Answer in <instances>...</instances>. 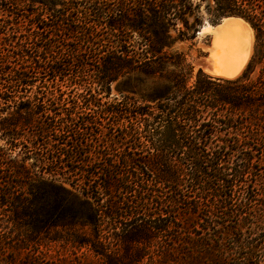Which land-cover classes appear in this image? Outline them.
Segmentation results:
<instances>
[{
    "label": "trees",
    "instance_id": "16d2710c",
    "mask_svg": "<svg viewBox=\"0 0 264 264\" xmlns=\"http://www.w3.org/2000/svg\"><path fill=\"white\" fill-rule=\"evenodd\" d=\"M11 1L12 6L37 3L54 22H37V31L29 38L8 44L15 49L16 64L12 70L0 69L1 82V77L9 76L7 86L0 82L8 93L3 96L0 89V100L8 102L16 96L11 93H26L43 74L51 79L39 82L41 92L33 100L53 101L61 107L68 102L72 108L59 109V138L52 136L54 125L32 120L34 115L55 111L27 107L16 112L23 113L25 120L0 117V132L11 142L20 139L19 132H31L40 140L32 144L34 151L53 142L71 146L64 152L59 149L51 161L52 173L57 172L63 181L60 185L54 184V178H33L22 165L0 171V197L6 198L0 201L4 252L0 264H27L19 263L17 254L33 264H52L38 250L43 242H62L85 251L75 253L65 264H264V184L262 176L255 174V165L264 163V0H210L207 4L211 25L234 17L253 31L252 55L241 75L233 79L213 78L202 70L193 75L182 55L164 50L175 41L196 38L197 31L188 36L185 19L193 12L200 17L199 5L192 0H84L80 11L87 22H79L70 12L64 14L80 7L56 10L57 3L66 6L63 0ZM111 1L114 5L109 8ZM176 22L183 28L176 31ZM8 23L2 34L9 36ZM94 26L108 31L111 40L95 36ZM52 32L55 38L64 36V42L75 37L91 44L97 38L100 51L91 66L97 92L86 83L83 64L72 84L82 93L70 96L57 90L59 80L66 78L74 64L61 53L57 57L54 46L48 45L43 33ZM119 33L130 37L120 40ZM133 33L138 37L135 43ZM4 45L0 40V54ZM71 52L69 59L76 50ZM120 77L126 78L128 87L138 85L141 96L155 104L137 105L125 98V108L93 112L111 118L112 127L124 128L129 141L121 138L120 158L109 146L112 153L92 154L87 151V143L93 141L92 127L102 124L87 119L77 127L76 119L83 114L79 104L85 106L83 110H92L98 97H107L110 84ZM3 114L5 110L0 111ZM228 134L230 140L224 137ZM39 152L33 159L44 166ZM98 161L102 163L96 165L101 166L95 167ZM73 181L83 182L84 187ZM104 197L110 204H100ZM104 220H113L110 231ZM110 236L114 243L108 241ZM29 243L37 247L32 249Z\"/></svg>",
    "mask_w": 264,
    "mask_h": 264
},
{
    "label": "rangeland",
    "instance_id": "374dc122",
    "mask_svg": "<svg viewBox=\"0 0 264 264\" xmlns=\"http://www.w3.org/2000/svg\"><path fill=\"white\" fill-rule=\"evenodd\" d=\"M125 1V0H124ZM127 1V0H126ZM210 0H192L193 5H199V19L196 18L197 13L193 12L191 14H187L185 16V19L190 27V29L187 31L188 36L192 35L194 31H197L195 33L196 38L191 41H175L170 47H166L164 50L167 53H177L182 55V57L185 59L186 63L189 64L193 71V75L196 74L199 70H202L204 73L209 75L210 77L213 78H220L214 75L209 74L206 72V69H204V64H208V48L211 45L212 41V35L210 33H205V34H200L201 30L204 26H210V27H216L219 25L222 20L218 22L217 25L213 26L209 23L208 16L206 14V8L207 4L209 3ZM12 1L11 0H0V40L6 44L3 47V50H1L0 54V69L3 68H8L9 70H12L15 67V49H12L9 47L8 44H12L13 42H21L25 41L27 38H29L33 32L35 33L37 30L35 29L36 23L40 21H44L46 24H53L54 20H52L51 16H48L46 12L43 11L42 7L37 4V3H32L27 1L25 3H18L14 2L13 6L10 4ZM63 2L66 4V6H62L61 4H56L55 9L56 10H61L63 12L64 8H79L78 11L71 10L69 11L68 9L64 12V14H67L70 12L73 17H76L79 22H83L84 16L81 13V4H84V0H63ZM69 5V6H68ZM114 5L112 1L110 2L109 8ZM64 7V8H63ZM86 21V20H84ZM198 21H201L200 24H198ZM6 22H9L7 25L8 26V35L2 34V32L5 30L3 26H6ZM87 22V21H86ZM245 22V21H244ZM246 23V22H245ZM80 24V23H79ZM75 26V25H73ZM13 28V30L9 29ZM182 24L180 22H176L175 30L178 31L182 29ZM101 27H93V34L95 36H103L104 38L107 36L109 38L110 33L105 30H100ZM100 31V32H99ZM54 32L52 33H43L44 38H48L47 42L49 46H54V52L56 53L57 57L59 53H61L67 61L72 62L74 66L67 72L66 78L63 80H59L58 82V87L57 90H61L65 94H69L70 96H75L76 94H81L82 89L77 85L73 86V82L75 81V74L81 69V64L84 65V75L86 76V83L91 85V88H93V93L97 92L99 87L97 84H92L94 81V75L92 73V62L93 56L98 54V51H100L99 45L100 43L98 42L97 38H93V42L91 44H88L87 42H83L81 38H71V40H68V42L62 41V37L60 38H55L52 36ZM109 35V36H108ZM133 36L131 37V41H134V43L138 40V37L136 33L132 34ZM170 35L172 38L176 37V33L173 31H170ZM15 36V37H13ZM76 36V35H74ZM120 40H128L130 37L129 35L125 33H119L117 36ZM111 40V37L109 38ZM107 41V40H106ZM130 41V42H131ZM57 46V47H56ZM253 46H254V34H253V40H252V47H251V54L249 56V59L252 55L253 52ZM13 47V46H12ZM59 47V48H58ZM73 48L76 50L74 53V58H67V56L71 55V50ZM79 49V51H78ZM86 51V52H85ZM79 52V53H77ZM249 59L247 60L245 66L243 67L242 71H244L247 63L249 62ZM79 68V69H78ZM78 70V71H77ZM8 72V71H7ZM241 75V74H240ZM3 78L1 84H5L7 86L6 80L9 78L6 76L1 77ZM43 74L39 75V78L35 84L34 87L31 88L30 90H26V93H11L12 96L16 95L13 99L9 100L8 102H4L0 100V111L5 110V114L1 115V118H4L5 116L10 115V119L13 118V116H20L22 117L23 120L27 118L23 113H18L17 110H22L23 108L27 107L29 109H33L35 111H41V110H46V112H49L48 110L55 111L53 113H48L47 116H39V115H34L32 118L33 121H35L38 124L45 123L48 124L50 123L51 125H54V128L56 129V132L52 134L54 138H59L61 136V126H62V117L59 114V109H64L68 110L71 107V103L68 104V102L65 103L63 107H61L62 104H57L56 102L49 101L47 102L46 100H39L35 101L33 100L34 95L37 93L41 92L39 90V87L42 85H39L40 81L46 80L51 77H47ZM135 76H133V79ZM126 78L120 77L118 78L115 82L110 84V91L109 95L106 97L104 94H101L96 102V107L91 108L92 110H83L85 108L84 105H81L83 114L79 116L77 121V127H80V125L83 123V121L89 119V120H97L102 126H93L92 131H93V141L87 143V151L93 152L95 151H100L103 154L107 153H112L109 152L110 149H108V146L111 148L112 151H116L115 153L117 155V158H120L122 150L124 149V146L120 145V140L123 138L124 140L122 142L126 143L129 141V139L126 138L124 128L121 127H112L111 126V118H107L106 116L102 115H97L96 113L93 112H100L102 109L105 108H125L126 102L125 98L131 99V101H134L137 105L139 104H148V105H154L155 102L152 100L143 98L139 92L140 87L137 85L135 89L130 88L126 85L125 83ZM79 82V81H78ZM47 86H51L50 82H45ZM148 84H150V81H148ZM3 86L0 85V89L3 92L2 94H5L3 96H8V93L5 92L7 88L2 89ZM45 91V90H44ZM11 92V90H9ZM10 96V94H9ZM79 103V100H78ZM79 106V108H81ZM58 109V110H57ZM12 114V116H11ZM15 114V115H14ZM100 116V118H98ZM41 117V118H40ZM45 118V119H44ZM12 120V119H11ZM124 124V122H123ZM60 126V127H57ZM65 131V130H64ZM85 133V132H84ZM82 133L81 135H84ZM245 135H247L245 133ZM20 139L16 142H11L9 139H7V134L0 132V171L3 169H6L7 166H23L28 170V173L36 179L39 180H44V181H49L52 178H54V184L55 185H60L63 181H61L60 175L56 172V174L52 173L55 168H52L54 165L51 164V161L53 158L58 156L59 149L63 150V152L71 146V144H68L67 146L64 145H59L56 142H51L49 143L50 147L42 148V149H35L32 148V144L35 141H40L33 137L31 132L25 133V132H19ZM88 134L85 133L84 138H87ZM113 138L114 142H109L108 139ZM224 137L227 140H230L232 138V135H224ZM92 138V137H91ZM69 140V139H68ZM70 142V141H69ZM131 142V140H130ZM37 144V142H36ZM111 144V145H110ZM127 146V145H126ZM109 150V151H108ZM36 152H39V154H42L45 158L44 160V166H41L35 160L33 159L34 155ZM98 163H102V161H98L95 163V167L101 166L96 165ZM82 165H80L81 167ZM78 167V165H77ZM94 167V168H95ZM90 168L91 170L94 169ZM255 174H260L262 183L264 184V163L255 165ZM51 172V174L49 173ZM55 172V171H54ZM6 176H10V173H7ZM13 175L10 176L12 178ZM74 185L78 187H84L83 182H74ZM88 185V184H87ZM25 186V185H24ZM23 186V191L25 187ZM260 188V185H258ZM65 188L75 192L77 194V191L68 185H65ZM22 190H20L21 193H23ZM25 192V191H24ZM24 194V193H23ZM117 196V194H116ZM6 200L4 196L0 197V201ZM109 203L110 200L107 197H104L103 199H100V204L106 205V203ZM110 204V203H109ZM109 208V205L107 206ZM0 209V213H1ZM104 223H107L106 229L110 231L111 228H113V220H104ZM58 231V230H57ZM55 231H51V235L54 234ZM116 232H118L116 230ZM112 233V231H111ZM14 234V233H13ZM16 236V234H14ZM110 235V234H108ZM17 237V236H16ZM111 243H114L115 241L112 240V236H110L109 240ZM16 242V240H15ZM29 246L32 247V249H35L37 246L34 243H29ZM39 252L42 254L41 256L44 257L47 261L52 262V264H63L67 263L70 261L73 257V255L76 253L77 255H81L82 252L85 253L84 250L77 251L76 249H73L71 245L69 244H64L62 242H51V243H46L43 242L40 247H38ZM0 254H4L2 248L0 247ZM22 254H17V261L21 263L22 261L26 262L27 264H33L30 263L28 260L23 259ZM40 256V257H41ZM1 258V257H0Z\"/></svg>",
    "mask_w": 264,
    "mask_h": 264
},
{
    "label": "bare ground",
    "instance_id": "6f19581e",
    "mask_svg": "<svg viewBox=\"0 0 264 264\" xmlns=\"http://www.w3.org/2000/svg\"><path fill=\"white\" fill-rule=\"evenodd\" d=\"M205 33L212 35L206 72L225 79L239 76L251 54L250 26L240 19L227 18L216 27L204 26L200 34Z\"/></svg>",
    "mask_w": 264,
    "mask_h": 264
},
{
    "label": "water",
    "instance_id": "95a60500",
    "mask_svg": "<svg viewBox=\"0 0 264 264\" xmlns=\"http://www.w3.org/2000/svg\"><path fill=\"white\" fill-rule=\"evenodd\" d=\"M227 18H234V17H227ZM227 18H224V19H227ZM235 19H238V18H235ZM240 20H242V19H240ZM243 21V20H242ZM244 22V21H243ZM204 69H207L208 68V64L206 63V64H204Z\"/></svg>",
    "mask_w": 264,
    "mask_h": 264
}]
</instances>
